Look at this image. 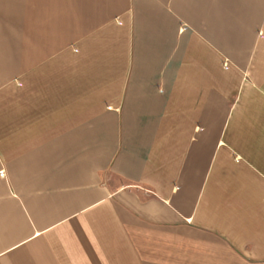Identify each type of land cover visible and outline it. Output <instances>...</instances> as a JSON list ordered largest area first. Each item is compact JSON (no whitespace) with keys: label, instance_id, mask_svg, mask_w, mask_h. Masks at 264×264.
Masks as SVG:
<instances>
[{"label":"crops","instance_id":"crops-1","mask_svg":"<svg viewBox=\"0 0 264 264\" xmlns=\"http://www.w3.org/2000/svg\"><path fill=\"white\" fill-rule=\"evenodd\" d=\"M0 264H264V0H0Z\"/></svg>","mask_w":264,"mask_h":264},{"label":"built area","instance_id":"built-area-1","mask_svg":"<svg viewBox=\"0 0 264 264\" xmlns=\"http://www.w3.org/2000/svg\"><path fill=\"white\" fill-rule=\"evenodd\" d=\"M0 177L1 178H4L5 177V174L2 172V173H0Z\"/></svg>","mask_w":264,"mask_h":264}]
</instances>
